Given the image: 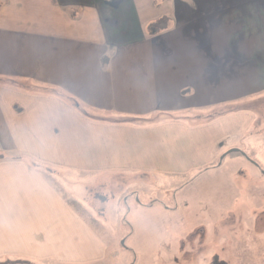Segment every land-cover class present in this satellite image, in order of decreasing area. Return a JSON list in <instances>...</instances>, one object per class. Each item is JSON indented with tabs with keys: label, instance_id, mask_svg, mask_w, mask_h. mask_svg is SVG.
Here are the masks:
<instances>
[{
	"label": "crops",
	"instance_id": "obj_1",
	"mask_svg": "<svg viewBox=\"0 0 264 264\" xmlns=\"http://www.w3.org/2000/svg\"><path fill=\"white\" fill-rule=\"evenodd\" d=\"M35 1L0 24V264L104 256L47 176L203 171L255 119L220 106L264 91V0Z\"/></svg>",
	"mask_w": 264,
	"mask_h": 264
},
{
	"label": "rangeland",
	"instance_id": "obj_2",
	"mask_svg": "<svg viewBox=\"0 0 264 264\" xmlns=\"http://www.w3.org/2000/svg\"><path fill=\"white\" fill-rule=\"evenodd\" d=\"M42 6L35 0H0V24L23 20L25 14L36 19ZM153 8L151 18L163 16L161 0ZM169 21L153 28L161 30ZM219 109L247 111L255 119L238 143L225 142L222 157L203 171L182 176L50 173L47 178L61 198L79 209L95 237L106 242L104 256L85 239L58 249L59 259L72 257L74 263L15 264H264V91Z\"/></svg>",
	"mask_w": 264,
	"mask_h": 264
},
{
	"label": "trees",
	"instance_id": "obj_3",
	"mask_svg": "<svg viewBox=\"0 0 264 264\" xmlns=\"http://www.w3.org/2000/svg\"><path fill=\"white\" fill-rule=\"evenodd\" d=\"M72 102H74V106L75 107H77L78 109H81V105H79V103L78 102H76V101H72ZM225 112H222V114L221 115H223ZM221 115H219V116H221ZM214 116V115H213ZM216 116V115H215ZM248 161H249V159H248Z\"/></svg>",
	"mask_w": 264,
	"mask_h": 264
}]
</instances>
